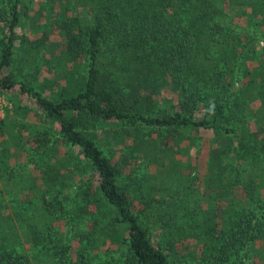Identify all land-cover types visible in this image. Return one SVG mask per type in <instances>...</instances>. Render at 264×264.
<instances>
[{
    "label": "trees",
    "instance_id": "obj_1",
    "mask_svg": "<svg viewBox=\"0 0 264 264\" xmlns=\"http://www.w3.org/2000/svg\"><path fill=\"white\" fill-rule=\"evenodd\" d=\"M0 94V264H264V0H0Z\"/></svg>",
    "mask_w": 264,
    "mask_h": 264
},
{
    "label": "rangeland",
    "instance_id": "obj_2",
    "mask_svg": "<svg viewBox=\"0 0 264 264\" xmlns=\"http://www.w3.org/2000/svg\"><path fill=\"white\" fill-rule=\"evenodd\" d=\"M31 24L32 23L29 18L23 17L21 21V25L16 30L18 39L16 41L17 47L14 53V62H13L11 72L15 76H17L19 79L23 77L32 78L35 76V78L37 77L36 80L41 82L42 77H45V78L50 77L53 71L49 68V66L46 63H42L40 67L38 68L39 72L36 73L34 67L37 68V64H39L37 63L38 59L28 58V61L30 60L31 62L29 61L30 64L26 62V57H28V52H27L25 44L23 45V42H21V39L22 37H27V40L28 39L30 40L34 36V32H32L31 30V27H32ZM261 45H263L262 42H261ZM37 74L39 75L37 76ZM10 108H11V103H8L7 110H10ZM6 112H5V116H6ZM104 150L105 152H107V148H104ZM180 152L185 153L184 150L182 151L180 150ZM6 199H7V196H6Z\"/></svg>",
    "mask_w": 264,
    "mask_h": 264
},
{
    "label": "built area",
    "instance_id": "obj_3",
    "mask_svg": "<svg viewBox=\"0 0 264 264\" xmlns=\"http://www.w3.org/2000/svg\"><path fill=\"white\" fill-rule=\"evenodd\" d=\"M8 107L6 98L0 94V121L5 117V112Z\"/></svg>",
    "mask_w": 264,
    "mask_h": 264
}]
</instances>
